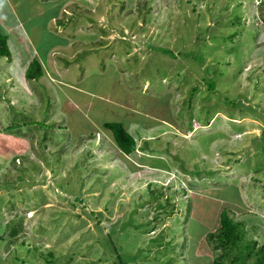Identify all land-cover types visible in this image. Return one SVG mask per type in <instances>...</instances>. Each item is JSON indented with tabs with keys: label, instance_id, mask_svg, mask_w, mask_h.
<instances>
[{
	"label": "rangeland",
	"instance_id": "obj_1",
	"mask_svg": "<svg viewBox=\"0 0 264 264\" xmlns=\"http://www.w3.org/2000/svg\"><path fill=\"white\" fill-rule=\"evenodd\" d=\"M5 2L0 264H211L224 208L264 244V0Z\"/></svg>",
	"mask_w": 264,
	"mask_h": 264
},
{
	"label": "trees",
	"instance_id": "obj_2",
	"mask_svg": "<svg viewBox=\"0 0 264 264\" xmlns=\"http://www.w3.org/2000/svg\"><path fill=\"white\" fill-rule=\"evenodd\" d=\"M51 18L49 17V20ZM56 22L61 24L58 19ZM6 39L7 37L0 32V56L9 57L10 52L6 44ZM163 51L171 56H175L166 49H163ZM196 57L201 59L200 55H196ZM207 72L209 73L210 71ZM42 73L41 62L38 58L34 57L28 63L24 77L26 80H34L40 77ZM209 80L211 79L208 78L207 83L210 82ZM103 126L111 132L115 144L124 155L130 154L134 150L135 139L121 122H104ZM229 212H231L230 209H222L219 214L217 229L207 233L206 237L208 240L213 241L215 248L220 251L219 254L212 258L211 264H264V244L258 246V243L254 240H249L248 242L244 240L242 223L236 222L230 217ZM16 231L17 228L14 227L10 230L9 234L12 236ZM110 242L113 243V240L111 239ZM48 255L52 256L50 252ZM117 257L119 264H126L119 255ZM46 262L51 264L54 262V258L50 257L46 259Z\"/></svg>",
	"mask_w": 264,
	"mask_h": 264
},
{
	"label": "crops",
	"instance_id": "obj_3",
	"mask_svg": "<svg viewBox=\"0 0 264 264\" xmlns=\"http://www.w3.org/2000/svg\"><path fill=\"white\" fill-rule=\"evenodd\" d=\"M2 2H5L0 0V13H4L6 14L5 17H2V19L0 21H4L3 23H5V25H8V28H10V30H12L11 28H14L15 24H16V20L14 18V21H12V14L10 13V10L7 8H3L1 7ZM6 3V2H5ZM1 18V16H0Z\"/></svg>",
	"mask_w": 264,
	"mask_h": 264
}]
</instances>
